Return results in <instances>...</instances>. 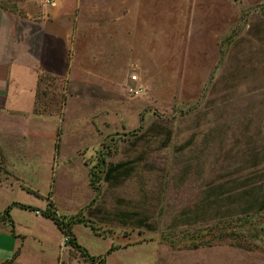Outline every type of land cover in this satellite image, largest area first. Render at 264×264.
Segmentation results:
<instances>
[{
	"label": "rangeland",
	"instance_id": "1",
	"mask_svg": "<svg viewBox=\"0 0 264 264\" xmlns=\"http://www.w3.org/2000/svg\"><path fill=\"white\" fill-rule=\"evenodd\" d=\"M55 4L76 83L102 96L67 98L55 151L0 148V209L48 197L104 264H264V0ZM66 88L43 79L36 103L55 114ZM33 212L9 215L56 248ZM61 244L59 264H96Z\"/></svg>",
	"mask_w": 264,
	"mask_h": 264
},
{
	"label": "crops",
	"instance_id": "2",
	"mask_svg": "<svg viewBox=\"0 0 264 264\" xmlns=\"http://www.w3.org/2000/svg\"><path fill=\"white\" fill-rule=\"evenodd\" d=\"M59 7L60 4H49L42 0H16L13 10L0 5V148L2 151L12 149L19 155L23 153L24 147H33L41 143L52 145L55 151L56 146L54 148L53 145L60 139L63 116L58 113L33 112L32 101L38 73L47 72L56 79L64 78L67 82L62 115L68 97L75 98V95L81 93L86 96H102L101 88H87L85 83L84 85L76 83L73 77L74 69L68 55V49L71 47V33L67 25L68 11L61 13ZM52 149L49 153L53 162L57 154ZM11 203L12 201L8 211L16 205ZM31 206L38 210V213H34L32 208L33 214H39L50 220L40 214L43 207ZM54 209L56 211L57 208ZM7 214L9 221L7 218L0 219V264H59L58 255L61 254L63 235L55 223L50 220L57 230L58 237L54 243L56 248H48L43 240L41 241L42 235L34 230L18 229L9 213Z\"/></svg>",
	"mask_w": 264,
	"mask_h": 264
},
{
	"label": "trees",
	"instance_id": "3",
	"mask_svg": "<svg viewBox=\"0 0 264 264\" xmlns=\"http://www.w3.org/2000/svg\"><path fill=\"white\" fill-rule=\"evenodd\" d=\"M50 81L53 80V79H56L55 76L53 75H50L48 74L47 72H43V73H38L36 75V89H35V94H34V97H33V101H32V104H33V112L34 113H37V114H43L44 112L46 113H51L52 111H50L51 109L49 107H47V103L44 99L41 100V105H38L36 103L37 101V97L39 94H42L44 95L46 90L45 89H41L39 90V87H40V84L41 82L43 81V79H46ZM64 95L65 94H61V95H58V97L55 99L53 97L50 98V102L51 104H54V105H57V108H54V110L57 111V113L60 115L61 112H62V106H63V101H64ZM56 146V143L54 142V145L53 147L55 148ZM46 199V204L45 206L43 207V209L40 210V214L44 215L45 217H48L53 223L56 224V226L59 228V230L61 231L62 235L65 237L64 240H63V243L64 244H67L69 247L71 248H76L79 250L80 254L86 259V260H89L92 262H96V264H104V258L102 256H94V255H91L90 253L87 252V250L81 246L76 240H75V235L72 231V225L76 222H80L82 221L81 218L79 217H74L73 215L74 214H64V215H59L58 213H56L53 205H52V201L51 199H49L48 197L45 198ZM11 204H16V205H20L21 207H24V208H29V209H32L33 207L29 204H25V203H22L21 201H12ZM9 205H6L2 210H0V219H4V218H7V221H9V218H8V214L9 211H8V208H9ZM36 208H33L32 210H34ZM255 212V211H254ZM111 248V246L108 248V250ZM107 250V251H108Z\"/></svg>",
	"mask_w": 264,
	"mask_h": 264
},
{
	"label": "built area",
	"instance_id": "4",
	"mask_svg": "<svg viewBox=\"0 0 264 264\" xmlns=\"http://www.w3.org/2000/svg\"><path fill=\"white\" fill-rule=\"evenodd\" d=\"M42 1L49 2V4H53V3L58 2L59 0H42ZM129 79L130 80H136V75L133 74V73H130L129 74ZM126 88H127L128 93H130V94L131 93L137 94L141 90V87L139 86V84L133 85V86H131V85L129 86L128 85ZM33 211L37 212L38 210L37 209H34ZM64 238L65 237L62 236L61 243H63Z\"/></svg>",
	"mask_w": 264,
	"mask_h": 264
}]
</instances>
